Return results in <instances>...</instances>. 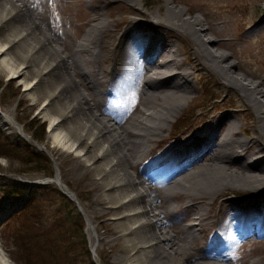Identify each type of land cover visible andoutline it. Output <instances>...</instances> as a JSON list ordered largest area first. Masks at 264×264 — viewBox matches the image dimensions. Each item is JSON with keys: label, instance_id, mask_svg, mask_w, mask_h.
<instances>
[{"label": "bare ground", "instance_id": "6f19581e", "mask_svg": "<svg viewBox=\"0 0 264 264\" xmlns=\"http://www.w3.org/2000/svg\"><path fill=\"white\" fill-rule=\"evenodd\" d=\"M119 1L135 3L131 11L138 14L125 26L109 20L108 4ZM85 2L92 12L79 29L88 27L72 43L36 0H0V69L23 82L33 99H44L39 112L54 146H41L53 156L52 147L74 155L83 173H92L93 212H112L114 220L109 232L116 235L103 242H120L113 264H235L230 249L246 237L264 239V80L245 82L229 54L211 45L219 41V23L206 27L171 1L157 11L141 9V0ZM68 19L65 14V24ZM171 30L192 37L198 60L242 91L258 118L248 138L239 136L237 121L223 117L164 160L152 159L154 144L193 90L167 36ZM131 90L142 106L120 113L112 105ZM0 120L24 133L13 110H0ZM53 181L77 200L60 169ZM85 215L96 252L103 238L92 235L97 225ZM0 264H17L1 240Z\"/></svg>", "mask_w": 264, "mask_h": 264}, {"label": "rangeland", "instance_id": "374dc122", "mask_svg": "<svg viewBox=\"0 0 264 264\" xmlns=\"http://www.w3.org/2000/svg\"><path fill=\"white\" fill-rule=\"evenodd\" d=\"M36 1L42 6V12L51 16L52 22L54 19L58 20L60 30L69 32L71 35L68 37L70 42L80 41L83 31L88 26L83 25L82 31L79 29V24L84 22L85 13L92 12V8L85 0ZM166 1H171L172 5L185 9L187 17H191L193 14L199 16L203 19L206 27L219 23L218 27L221 32L215 34L216 39H219V41L213 42L211 45L229 54V60L236 63L234 73L240 76L243 75L245 82H252V79L258 82L264 80V0H141V4H137V6L143 10L157 11L158 8L164 6ZM134 4L126 1L109 3L107 6L109 8L108 12L112 11V17H109V20L114 22L115 19L119 22L121 19L123 20V26L127 25L131 17L138 15L131 11ZM162 10L161 12L164 13L165 9ZM65 14L69 17L68 24H65ZM78 32L80 37L74 40V35ZM205 32L209 33V30ZM167 36L174 49L177 50V57L183 61V66L190 73L193 90L190 92L188 102H184L182 110L170 121L162 140L154 144L155 149L151 154L152 159L156 161L164 160L173 151V148L182 146L207 127H218L223 117L232 118L239 123L240 137L248 138L249 135H252L253 127L258 124V118L254 110L244 101L242 91L229 85L215 65H212L213 68H208L198 60L193 50L192 37L179 34L174 30L169 31ZM59 44L61 45V43ZM159 59H162V57ZM233 85L236 86L235 83ZM261 87L264 89V85ZM43 100L33 99L29 92L25 90L23 82L10 77L7 72L0 69V110L4 112L13 110L15 120L23 126L24 134L31 139L27 140L13 125L6 126L0 122V130L13 138H23L37 149L45 152L52 161L54 168L52 177H47L41 173L20 175L15 171L26 169L20 160L0 156V215L13 210V213L7 219L0 221V240L10 257L17 264H24L13 237L15 224L9 222V219L22 208L30 191H27L24 196L7 195L4 187H7L6 185L10 186V182H3L4 177L11 181L18 179L27 188L46 185V188L38 189V196L41 199L40 201H43L48 208L47 213H50V217L57 215L61 210L69 209L68 211H70L73 206H76L79 213L82 214L86 243H82V239L78 238L77 235L71 236L68 242L69 244L75 242L77 248L65 260V264H89L85 257V246L90 252L88 258L95 264H113L114 256L120 252L122 253L120 242L116 247H112L109 242H103V240L113 238L116 235L113 230L109 232L114 220L112 219V212L102 217L93 212L96 204L94 202V185L90 181L92 173L84 174L76 164L74 155L52 147L53 156L41 146L43 143H48V148L54 146L52 139H49V121L39 112ZM139 106H142L140 95L135 90L124 93L118 103L112 105L113 108L119 109L120 113H130L135 107ZM43 124H45L46 138L42 142L35 140L41 146L39 148L33 142L32 136L34 132L40 131ZM228 124L227 122V126ZM225 128L226 123H223L218 130L222 132ZM59 169L62 181L69 186L78 201L71 198L72 194L64 193L65 190L62 189L60 184L53 181ZM47 178L48 180L52 178V181H47ZM34 182L45 183L34 184ZM62 196L67 197L68 201L72 203L64 201ZM177 203L184 205L185 201ZM85 212L89 214L93 224L97 225L94 228L95 232L91 229L92 235L97 234V236L103 238L99 241L96 252L92 248ZM183 212L189 214V211ZM188 221L189 219L183 220L184 223ZM72 230L74 232V225L72 226V223H70L67 233L71 234ZM203 240L202 237L198 243ZM229 257L233 259L235 264H251L252 262L264 264V239L257 235L244 238L242 242L230 249Z\"/></svg>", "mask_w": 264, "mask_h": 264}, {"label": "trees", "instance_id": "16d2710c", "mask_svg": "<svg viewBox=\"0 0 264 264\" xmlns=\"http://www.w3.org/2000/svg\"><path fill=\"white\" fill-rule=\"evenodd\" d=\"M34 140L42 142L46 138L45 124L40 131L34 132ZM0 156L10 159H18L26 169L15 171L17 174H44L47 177L54 175V168L49 156L37 149L33 144L23 138H13L0 130ZM3 182H10L4 191L7 195L24 196L30 191L24 205L8 220L14 225L13 237L21 254L24 264H65V260L75 250V242L69 244L70 237L77 235L86 243L84 233V218L76 206L61 210L57 215L50 217L48 208L40 201L38 189L46 188V185L27 188L18 179L9 180L3 178ZM12 186V189H11ZM11 189V190H10ZM64 201L67 197L62 196ZM65 214V215H64ZM57 216V218H56ZM11 223V225H13ZM74 225V232L67 233L69 224ZM77 239V238H76ZM66 246V247H65ZM69 247V248H67ZM85 257L89 264H95L90 258V252L86 248Z\"/></svg>", "mask_w": 264, "mask_h": 264}, {"label": "water", "instance_id": "95a60500", "mask_svg": "<svg viewBox=\"0 0 264 264\" xmlns=\"http://www.w3.org/2000/svg\"><path fill=\"white\" fill-rule=\"evenodd\" d=\"M20 134H21L22 136H24L27 140H30V139H31L29 136L25 135V134H24L23 132H21V131H20ZM33 142L35 143V145H36L37 147L41 148V146L39 145V143H37L35 140H34ZM43 148H44V147H43ZM44 150H45L47 153H49V151H48L47 149L44 148ZM49 154H50V153H49ZM49 180L52 181V178H49ZM49 180H48V178H47V181H49ZM26 182H27V181H26ZM35 183H36V184H38V183L42 184V183H45V182H34V184H35ZM63 192H64V193H67L66 191H63ZM70 195H71V194H70ZM71 198H72L73 200L75 199L74 196H72ZM11 213H13V210L10 211V212L8 213L9 215L6 214V216L3 217L1 220H3V219H4V220L7 219V217H9V216L11 215ZM4 220H3V221H4Z\"/></svg>", "mask_w": 264, "mask_h": 264}]
</instances>
